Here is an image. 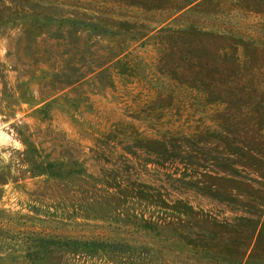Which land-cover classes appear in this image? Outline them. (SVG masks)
Wrapping results in <instances>:
<instances>
[{"label": "rangeland", "instance_id": "374dc122", "mask_svg": "<svg viewBox=\"0 0 264 264\" xmlns=\"http://www.w3.org/2000/svg\"><path fill=\"white\" fill-rule=\"evenodd\" d=\"M242 1L198 0L169 25L264 40V12L257 0L247 2L254 9ZM139 2L0 0V264H115L111 253L84 245L133 238L126 232L132 214L160 216L125 198L133 182L218 220L251 215L243 204L197 192L179 180L181 166L151 163L139 148L140 138L165 140L174 128L190 134L197 124L211 125L200 107L187 118L154 114L152 97L134 78L118 74L127 59L115 64L116 55L144 66L155 61L159 33L129 38L143 26L159 28L173 13L158 15ZM237 168L241 179L264 191V177ZM157 252L165 262L187 260L168 247Z\"/></svg>", "mask_w": 264, "mask_h": 264}, {"label": "trees", "instance_id": "16d2710c", "mask_svg": "<svg viewBox=\"0 0 264 264\" xmlns=\"http://www.w3.org/2000/svg\"><path fill=\"white\" fill-rule=\"evenodd\" d=\"M182 1L151 0L147 6L141 0L139 7L158 15L173 10L159 21V28L143 26L129 38H152L150 30L159 33L158 57L144 66L123 54L116 55L114 63L127 59L118 74L134 78L145 97H152L149 102L157 105L154 114L185 113L187 118L200 107L211 125L197 124L190 134L174 128L165 140L140 138L139 148L153 157L151 163L181 166L179 180L197 192L220 202L243 204L251 215L218 220L183 200L167 201L152 186L133 182L125 198L154 208L160 216L132 214L126 232L133 238L97 239L84 246L111 253L115 264H168L152 254L167 247L187 257L171 264H264V191L241 179L237 168H251L264 177V40L230 29L172 28L169 24L180 12L198 0ZM255 5L264 12V0ZM250 7L254 9L245 4ZM126 42L124 38L122 49ZM71 245L80 247L79 241Z\"/></svg>", "mask_w": 264, "mask_h": 264}]
</instances>
